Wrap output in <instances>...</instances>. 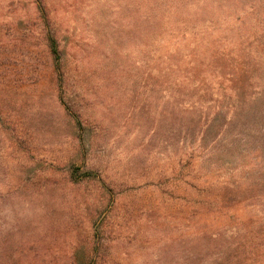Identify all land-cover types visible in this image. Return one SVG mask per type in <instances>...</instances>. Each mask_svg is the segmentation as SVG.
<instances>
[{
    "label": "rangeland",
    "instance_id": "rangeland-1",
    "mask_svg": "<svg viewBox=\"0 0 264 264\" xmlns=\"http://www.w3.org/2000/svg\"><path fill=\"white\" fill-rule=\"evenodd\" d=\"M217 258L264 264V0H0V264Z\"/></svg>",
    "mask_w": 264,
    "mask_h": 264
},
{
    "label": "trees",
    "instance_id": "trees-1",
    "mask_svg": "<svg viewBox=\"0 0 264 264\" xmlns=\"http://www.w3.org/2000/svg\"><path fill=\"white\" fill-rule=\"evenodd\" d=\"M48 48L50 50L51 55L53 56L55 60V66H56V72L58 75V78H61V53L58 47L57 42L55 41L53 36H48ZM214 264H222V260L220 258H217V261L214 262Z\"/></svg>",
    "mask_w": 264,
    "mask_h": 264
}]
</instances>
